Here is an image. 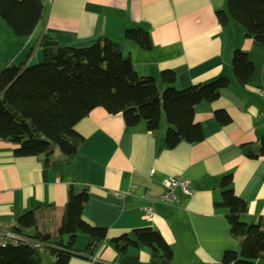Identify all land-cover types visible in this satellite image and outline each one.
Here are the masks:
<instances>
[{
	"label": "trees",
	"instance_id": "16d2710c",
	"mask_svg": "<svg viewBox=\"0 0 264 264\" xmlns=\"http://www.w3.org/2000/svg\"><path fill=\"white\" fill-rule=\"evenodd\" d=\"M43 0H0V18L16 39L27 40L36 31L44 14ZM49 37H45V42ZM0 73V141L13 145L17 159H38L47 170L54 169L50 51L43 49L44 61L28 66L33 56ZM17 114V118L13 115ZM35 131L36 133H33ZM37 229L34 213L21 217L13 235L16 245L0 247V264H42L48 253L58 264L57 237L25 232Z\"/></svg>",
	"mask_w": 264,
	"mask_h": 264
},
{
	"label": "crops",
	"instance_id": "0c3cea01",
	"mask_svg": "<svg viewBox=\"0 0 264 264\" xmlns=\"http://www.w3.org/2000/svg\"><path fill=\"white\" fill-rule=\"evenodd\" d=\"M43 2L42 20L27 40L16 39L0 18V73L17 62H24L33 48L29 63H43L42 42L49 37L48 1ZM15 149L13 145L0 141V236L13 233L21 217L34 213L37 229L24 234L34 236L41 233L57 237L54 169H45L35 158H15ZM42 264H52L48 253Z\"/></svg>",
	"mask_w": 264,
	"mask_h": 264
},
{
	"label": "built area",
	"instance_id": "2783aa9c",
	"mask_svg": "<svg viewBox=\"0 0 264 264\" xmlns=\"http://www.w3.org/2000/svg\"><path fill=\"white\" fill-rule=\"evenodd\" d=\"M21 241L18 237L13 235L12 233L10 234H5L0 236V247H5L7 245H16L18 242Z\"/></svg>",
	"mask_w": 264,
	"mask_h": 264
},
{
	"label": "rangeland",
	"instance_id": "374dc122",
	"mask_svg": "<svg viewBox=\"0 0 264 264\" xmlns=\"http://www.w3.org/2000/svg\"><path fill=\"white\" fill-rule=\"evenodd\" d=\"M27 57V55L25 56V58ZM24 62H26V60L24 61ZM23 61L22 62H17L16 64H15V66H18L19 64H22V63H24ZM43 62V61H42ZM37 63H39V62H37ZM37 63H35V64H31V63H29L28 64V66H35V65H39V64H37ZM45 256V254H43V257ZM46 258V257H45Z\"/></svg>",
	"mask_w": 264,
	"mask_h": 264
},
{
	"label": "water",
	"instance_id": "95a60500",
	"mask_svg": "<svg viewBox=\"0 0 264 264\" xmlns=\"http://www.w3.org/2000/svg\"><path fill=\"white\" fill-rule=\"evenodd\" d=\"M48 47H49V41H47V42H45V43L43 44V48H48ZM13 117H14V118H17V114H14ZM33 133H36V132L33 131Z\"/></svg>",
	"mask_w": 264,
	"mask_h": 264
}]
</instances>
